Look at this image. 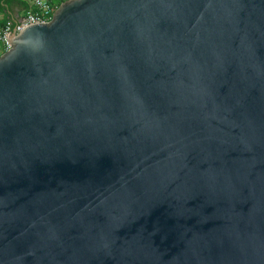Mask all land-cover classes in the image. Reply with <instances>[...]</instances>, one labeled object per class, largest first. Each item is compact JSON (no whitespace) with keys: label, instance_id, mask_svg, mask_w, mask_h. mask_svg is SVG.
Listing matches in <instances>:
<instances>
[{"label":"water","instance_id":"water-1","mask_svg":"<svg viewBox=\"0 0 264 264\" xmlns=\"http://www.w3.org/2000/svg\"><path fill=\"white\" fill-rule=\"evenodd\" d=\"M0 54V264H264V0H64Z\"/></svg>","mask_w":264,"mask_h":264},{"label":"built area","instance_id":"built-area-1","mask_svg":"<svg viewBox=\"0 0 264 264\" xmlns=\"http://www.w3.org/2000/svg\"><path fill=\"white\" fill-rule=\"evenodd\" d=\"M56 0H30L25 14L18 19H7L0 26V43L4 51L10 48L9 39L12 34L17 35L33 24L46 23L52 16L59 4ZM3 51V52H4Z\"/></svg>","mask_w":264,"mask_h":264},{"label":"crops","instance_id":"crops-1","mask_svg":"<svg viewBox=\"0 0 264 264\" xmlns=\"http://www.w3.org/2000/svg\"><path fill=\"white\" fill-rule=\"evenodd\" d=\"M23 4L11 2L9 5H3L0 10V19H18L22 17L27 8L30 0H22Z\"/></svg>","mask_w":264,"mask_h":264},{"label":"trees","instance_id":"trees-1","mask_svg":"<svg viewBox=\"0 0 264 264\" xmlns=\"http://www.w3.org/2000/svg\"><path fill=\"white\" fill-rule=\"evenodd\" d=\"M62 1H64V0H56L55 3L60 4ZM11 2L18 3L19 5L23 4L22 0H0V10H1L3 5H9ZM6 20L7 19H0V26H2L6 22ZM3 51H4V48H3L2 44L0 43V54Z\"/></svg>","mask_w":264,"mask_h":264}]
</instances>
